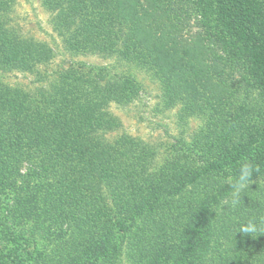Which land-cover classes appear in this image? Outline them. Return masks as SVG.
I'll use <instances>...</instances> for the list:
<instances>
[{"label":"rangeland","instance_id":"374dc122","mask_svg":"<svg viewBox=\"0 0 264 264\" xmlns=\"http://www.w3.org/2000/svg\"><path fill=\"white\" fill-rule=\"evenodd\" d=\"M220 2L0 0V150L6 152L11 141H25V134L27 139L36 137L30 127H23L26 120L52 132L53 156L61 157L62 147L72 143L75 159L71 167L96 176L95 191L90 187L84 194L78 211L93 210L90 202L97 199L114 207L123 199H137L142 190H153L148 173L176 160L192 158L197 170L217 161L215 150L210 153L196 142L198 134L213 123L214 113L218 127H225L219 131L234 136L237 125L228 113L233 116L239 108L246 109L244 113L239 109L244 120L264 126L262 54L256 55L250 43L233 36L227 24L230 19L222 21L224 16L215 12ZM247 2L264 21V0ZM179 15L183 20L171 27L168 19L174 21ZM179 30L181 34H174ZM221 35L227 37L233 60L218 42L223 40ZM175 80L173 91L185 100L172 104L169 86ZM104 92L102 101L99 95ZM198 92L201 98L196 100L194 95L193 99L197 107L187 114L186 98ZM209 106L212 110H207ZM23 150L22 155L18 149L8 153L6 174L0 164V264H37L42 255L50 253L54 240L47 229L56 227L53 213L57 204L71 202L55 169L46 168L44 181L37 176L40 170L37 161L29 158L32 154L27 146ZM125 165L139 166L143 175L136 178L134 174L121 182L122 190L109 187L104 181ZM227 175L231 172H212L203 183L222 184ZM9 180L17 184L7 187ZM20 186L27 187L25 194L44 215L38 219L41 226L32 214L22 213L26 208L17 206ZM249 187L251 193L244 203L248 213L263 214L261 224L252 219L261 234L253 233L255 244L248 251L237 247L228 264H264V203L251 201L264 196V187ZM221 202L226 204V200ZM221 229L216 225L211 250L203 256L205 263L227 264L222 260ZM126 236L125 232L117 235L118 264H130ZM179 240L171 239L173 243Z\"/></svg>","mask_w":264,"mask_h":264},{"label":"trees","instance_id":"16d2710c","mask_svg":"<svg viewBox=\"0 0 264 264\" xmlns=\"http://www.w3.org/2000/svg\"><path fill=\"white\" fill-rule=\"evenodd\" d=\"M209 6L211 9L214 7L213 4ZM118 8L120 9L121 5ZM215 12L224 16L222 21L230 19V23L227 24L233 36L250 43L256 55L262 54L264 61V21L261 14L252 12L248 8L247 0H223L215 7ZM181 20H183L182 15L174 21L168 19L171 27L174 22ZM143 29V27L138 29V35ZM181 32L179 30L174 34ZM220 38L223 39L222 42L218 41L220 46L228 50V56L233 60L235 56L233 51L230 52L228 49L227 37L221 35ZM234 62H231L233 66H240ZM176 81L169 86L171 96L169 101L172 104L185 100L181 97L182 94L173 91L172 87ZM208 94L213 97L219 96L217 92H208ZM208 94L206 93V96ZM194 95L197 96L196 100L201 98L199 92L189 94L184 104L187 114L188 112L193 114V110L197 107L195 100L193 101ZM99 96L103 101L106 93H101ZM203 105L201 104V107ZM208 108L207 110H212L213 106ZM239 109L233 116L228 113L237 125V137L230 131L229 135L227 130L219 131V127L220 129L225 127H218L214 113L210 120L213 123H209L196 138L197 144L204 145L210 153L214 150L218 153L217 161L197 170L192 158L189 162L176 160L164 168L148 173L147 182L153 189L148 193L142 190L140 197L131 201L123 199L124 201L117 203V207L109 205L105 200L97 199L90 202L93 206V210L90 211H78V207L83 206L80 199L91 190L90 187L95 191L92 182H95L96 176L81 168L71 167L75 159L73 144L70 143V147H62L61 157L57 154L53 156L55 143L52 141V132L42 131L36 122L30 124L29 120L24 121L23 127H30L37 135L33 139H27L24 133L25 141H11L5 146L6 152L5 149L0 150V164H4L6 170H3V174L8 170V153L18 149V155H22L23 145L27 146L26 151L32 154L29 158L33 157L37 161L36 165L40 170L37 176L46 181V168L53 167L55 174L57 173L64 180V192L71 201L70 204H57V210L53 213L56 227L53 230L47 229L54 240L52 251L42 255L37 260V264H118L119 250L117 251L116 248V240L121 232L127 233L126 256L130 264H204L203 256L211 250V236L216 225L223 230L219 240L222 245V260L227 264L233 258L234 252L238 251L237 247L242 248L243 251L253 248L256 235L238 233L242 224L254 218L257 224H261L259 219L263 218L262 213L247 212L244 200L251 193L250 187L246 193H242L240 203L233 205L231 189L226 180L222 184L211 181L203 183L205 176L212 172L218 173L220 170H227L231 172L230 176L234 177L238 175L240 165L247 162L253 168L251 185L258 186L261 183L264 185V126L259 128L251 125L240 116ZM241 110L244 113L246 109ZM217 135L222 136L217 137ZM127 166L118 167L120 170L104 182L113 189L122 190L119 185L121 182L126 183L134 174L136 178L143 175L144 169L140 171L139 166L135 165L131 168ZM125 168L129 170L127 174ZM16 184V181L9 180L6 186ZM41 188L44 190L45 185L42 184ZM26 190V186L25 189L24 186L19 187L22 195L17 198V206L26 208L22 213L32 214L35 224L41 226L38 219H43L44 215L39 213V208L34 205L31 196L25 194ZM223 200H226V204L221 202ZM251 201H258L260 205L264 203V196L261 198L259 195L256 200ZM146 229L150 231L146 233ZM258 234H261V229ZM174 238H179V243H173L171 239Z\"/></svg>","mask_w":264,"mask_h":264},{"label":"clouds","instance_id":"9594fccd","mask_svg":"<svg viewBox=\"0 0 264 264\" xmlns=\"http://www.w3.org/2000/svg\"><path fill=\"white\" fill-rule=\"evenodd\" d=\"M258 171V169H257ZM253 168L247 163L243 162L240 165L238 175L229 176L226 178V183L231 189L232 204L236 205L240 203L242 199V193H246L249 190V186L253 183ZM264 187V185H260ZM258 231V226L255 222L249 220L246 224H242L238 230V233L252 234Z\"/></svg>","mask_w":264,"mask_h":264}]
</instances>
